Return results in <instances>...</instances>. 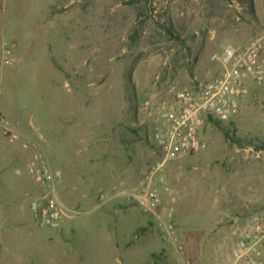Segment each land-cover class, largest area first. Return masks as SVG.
Returning <instances> with one entry per match:
<instances>
[{"label": "rangeland", "instance_id": "1", "mask_svg": "<svg viewBox=\"0 0 264 264\" xmlns=\"http://www.w3.org/2000/svg\"><path fill=\"white\" fill-rule=\"evenodd\" d=\"M151 2L0 0V59L5 41L17 43L13 64L1 72L4 108L22 128L54 133L46 149L61 172V198L74 211L64 230L40 227L28 208L39 187L26 181L22 212L7 221L13 227L20 216L25 240L10 230L3 264H31L29 256L37 264H146V238L134 234L154 218L135 195H144L141 183L154 166L161 168V213L194 264L204 256L232 264L240 240L264 225V150L256 149L264 144V85L250 84L230 122L205 124L204 155L187 164L160 166L149 129L154 114L144 108L147 100L173 103L179 91L211 80L220 70L214 57L226 46L264 37V0H256L259 15L250 0ZM117 191L128 193L131 212L120 240L115 204H102ZM155 226V246L183 264Z\"/></svg>", "mask_w": 264, "mask_h": 264}, {"label": "built area", "instance_id": "2", "mask_svg": "<svg viewBox=\"0 0 264 264\" xmlns=\"http://www.w3.org/2000/svg\"><path fill=\"white\" fill-rule=\"evenodd\" d=\"M17 43L5 41L0 59V73L13 64ZM214 59L220 70L206 83L193 90H182L173 103L144 104L146 113L151 110L154 121L150 126L151 140L157 146L165 165L206 148L202 132L209 118L228 123L239 115L244 97L250 84L264 85V37L252 41L244 47L226 46ZM3 89L0 85V125L10 134L11 141H20L23 149L32 153L28 170L38 185L33 193L30 209L42 228L62 229L74 211L69 209L61 198L58 174L54 170L41 136L26 135L17 123L11 121L2 101ZM160 167L154 166L145 175L141 185L144 195L136 196L145 212L154 218L160 227L161 237L177 246L183 264H194L178 243L177 229L161 213V191L155 185ZM116 189V187L114 188ZM166 192L171 189L166 187ZM176 202V197L171 196ZM174 210L172 208L168 215ZM232 264H264V225H259L252 233L244 236Z\"/></svg>", "mask_w": 264, "mask_h": 264}, {"label": "crops", "instance_id": "3", "mask_svg": "<svg viewBox=\"0 0 264 264\" xmlns=\"http://www.w3.org/2000/svg\"><path fill=\"white\" fill-rule=\"evenodd\" d=\"M256 0H255V11L256 15L259 13L257 12L256 7ZM0 55H1V47H0ZM3 75L4 73H0V85L3 81ZM7 113V112H6ZM15 123H17L20 130H22L26 135H36L41 136L44 141V146L46 148V141L49 143L52 142L54 139L51 137L54 135V133H51L48 129L43 130L34 124L31 125V127L28 128H22L24 125L21 124V121L15 120ZM56 133L60 134H67L68 131L62 129V131L55 130ZM47 150V149H46ZM32 153L30 151H27L23 149L21 142H12L10 134L4 129L3 126L0 125V264L5 263L9 260V257L11 254L7 253V246L10 244L9 236L12 235V231L14 230L13 234L20 235L21 236V230L22 228H25L23 225H20L19 222L20 216H17L15 219V225H10L13 227H9L8 224V214L9 217L12 214L19 213L21 211V201L22 196L21 194L29 188L28 184H26V181L32 183L34 186L33 188H37V183L35 182L33 176L30 174L28 170V164L30 161ZM204 155L202 152L196 153L194 155L187 156L179 161H176L178 163H192L195 162ZM58 177H61V172L57 170ZM123 184V183H122ZM31 185V186H32ZM33 194V193H32ZM128 193L124 192H115L112 196L109 197L104 203H114L115 207L114 210L111 212V217L117 224V226H114V230L117 232L115 236L120 240L123 238V236H120L119 225L127 224L130 221L131 212L130 208L127 206V201L125 202V196H127ZM166 193H164L165 195ZM167 195V194H166ZM165 201V200H164ZM30 203L29 202V209H30ZM99 204V205H102ZM31 210V209H30ZM22 212V211H21ZM179 212V210H178ZM155 220L154 219H146V227L138 229L137 233L134 234L135 237L139 238H146V247L148 249V261L146 264H180L178 261V258L176 255L172 254L171 251L167 248H163L162 252L158 250V248L155 246V241L159 239L158 233L156 231L155 226ZM65 226V225H64ZM64 226L60 230H64ZM16 236V235H15ZM24 239V238H23ZM25 240V239H24ZM23 241V240H22ZM15 245V241L12 242ZM11 243V244H12ZM121 242H118L119 245ZM132 243V242H131ZM131 243H127L126 247L129 248ZM16 246V245H15ZM180 256V255H179ZM37 258V260H36ZM34 258V256H29L25 261L30 262L31 264H37L40 262V259L38 257ZM21 259H25V257L21 256ZM182 261V260H181ZM198 264H228L227 261L224 259L222 261H216V258L211 259L209 257H202L200 259V262Z\"/></svg>", "mask_w": 264, "mask_h": 264}, {"label": "trees", "instance_id": "4", "mask_svg": "<svg viewBox=\"0 0 264 264\" xmlns=\"http://www.w3.org/2000/svg\"><path fill=\"white\" fill-rule=\"evenodd\" d=\"M152 0H146V3H152L151 2ZM251 1V4L253 5V7H254V4H255V2H254V0H250ZM255 8V7H254ZM171 29L169 28L168 29V31H170ZM140 30L139 29H136L135 30V33L133 34V36H132V40L134 41V42H136L137 40H138V38H139V35H140ZM208 122H212V123H220V121H218V120H216V119H214V118H209L208 119ZM222 123V122H221ZM256 149H259V150H264V144L263 145H261V146H257L256 147Z\"/></svg>", "mask_w": 264, "mask_h": 264}]
</instances>
